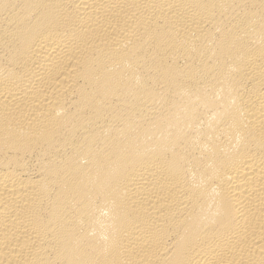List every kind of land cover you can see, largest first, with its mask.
<instances>
[{
    "label": "bare ground",
    "instance_id": "1",
    "mask_svg": "<svg viewBox=\"0 0 264 264\" xmlns=\"http://www.w3.org/2000/svg\"><path fill=\"white\" fill-rule=\"evenodd\" d=\"M0 264H264V0H0Z\"/></svg>",
    "mask_w": 264,
    "mask_h": 264
}]
</instances>
